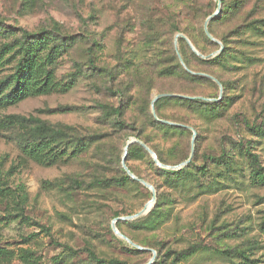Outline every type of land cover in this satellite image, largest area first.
I'll list each match as a JSON object with an SVG mask.
<instances>
[{"label":"rangeland","instance_id":"obj_1","mask_svg":"<svg viewBox=\"0 0 264 264\" xmlns=\"http://www.w3.org/2000/svg\"><path fill=\"white\" fill-rule=\"evenodd\" d=\"M218 2L0 0V81L15 71L28 35L49 33L40 54H51L48 68L68 86L0 105L7 264H146L151 249L154 264H264V0H224L210 22L215 42L204 24ZM12 84H0V99ZM161 93L194 97L155 102L160 118L181 125L155 117ZM64 106L71 109L52 111ZM41 140L65 154L51 165L25 156L23 144ZM79 140L86 145L74 152ZM132 140L167 165L192 155L173 176L163 169H179L158 166L139 142L129 148L127 165L155 186L158 204L119 225L148 250L112 228L153 196L135 179L117 181Z\"/></svg>","mask_w":264,"mask_h":264},{"label":"trees","instance_id":"obj_2","mask_svg":"<svg viewBox=\"0 0 264 264\" xmlns=\"http://www.w3.org/2000/svg\"><path fill=\"white\" fill-rule=\"evenodd\" d=\"M222 2L224 3V0H221V4H222ZM217 8H218V6H217ZM222 11H224V10L221 9L220 12L216 16L211 18V20L209 21L208 27H209V30L211 33H212V31L210 28V22L213 19H215ZM204 32H205V30H204ZM47 35H49V33H46L45 35H42V36L37 35L33 39H31L30 35H28L27 39L21 44L22 56L16 65L15 71L9 76L8 80H6L5 82L0 81L1 86L7 85L8 83H10V81H13L12 87H11L10 91L8 92V94H7L8 96L6 97V99H4V98L0 99V105H3L4 103L20 101V100L25 99L27 97L39 96L42 94H50L53 92H60V91L67 90L68 86L66 84H62V83L58 82L55 78L54 71L52 69L48 68V61L51 57V54H49L46 58H44L40 54V50L47 47L48 38H49V37H46ZM212 35H213V33H212ZM183 39H185V38H183ZM220 55H221V52H220V54L216 55L215 57H219ZM186 66H187V64H186ZM188 71L191 72L192 70L190 71V68H189ZM207 76L212 78L211 75H207ZM213 77H215V76H213ZM219 81L221 82V80H219ZM221 84H222V82H221ZM162 98H176V99H182V100L189 101V99H193L194 97L188 98V97H182V96H165ZM200 99L209 101L208 98L200 97ZM213 101H217V100H213ZM154 106H155V103H154ZM58 109L65 111V110H69L71 108L64 106V107L57 108L56 110H52V111H57ZM157 117H158L157 119L160 122V124H162L161 122H163V121H161L160 119H163V118L162 117L160 118V116H158V114H157ZM7 118H14V116H8ZM22 120H27V118H22ZM165 125L170 126V125H168V123H166ZM43 129H45V127ZM39 130L42 131V128ZM48 130H49V128H48ZM47 142H48V140H41L39 142L27 143L25 145L23 144V146H22L23 153L25 154V156H27L30 159L35 160L38 163L46 164V165L54 164L62 158V156L65 154V152L64 151H55L54 148L47 149L46 144H45ZM133 143H135V141L129 145V148ZM138 144H140V143H138ZM84 145H86L85 140H79L77 142V144H75V146H74V152L77 150L83 149ZM148 146L150 147V145H148ZM141 147L145 150V152H148L142 145H141ZM129 148H128L127 157L131 151V149H129ZM150 148H152V147H150ZM194 149H195V141H194ZM157 155H158L159 160L164 163V160L162 159V157L158 153H157ZM212 158H218V157L214 156ZM24 159L25 158L22 157V160H24ZM126 161H127V158H126ZM201 169L206 170V166L205 165L201 166ZM163 170L165 172H168L170 175L179 176L185 172L186 168L179 169V170H167V169H163ZM130 179L134 180L128 175V173L126 171H124V174L119 179H117V181L119 184H124L127 181H129ZM157 204H158V199H156L155 205L150 206V209L145 214L153 213ZM144 215H142L141 217H143ZM141 217H139V218H141ZM139 218H136L133 220H137ZM119 221L120 220H118L116 222V226L123 234H125L120 229ZM125 235H127V234H125ZM128 237L131 238L130 236H128ZM91 254L93 255V257H95L98 260V262H104L105 261L102 258H98L94 252H91ZM11 256H12V254H11L10 250H8L7 248L0 245V264H7L9 262ZM118 261L119 260L112 259V260H109V263H114V262H118Z\"/></svg>","mask_w":264,"mask_h":264},{"label":"water","instance_id":"obj_3","mask_svg":"<svg viewBox=\"0 0 264 264\" xmlns=\"http://www.w3.org/2000/svg\"><path fill=\"white\" fill-rule=\"evenodd\" d=\"M219 1V6H218V9L215 13H213L211 16H209L207 18V20L205 21V24H204V30H205V33L206 35L212 39L213 41L215 42H219V40L217 38H215L212 33L210 32L209 30V27H208V24H209V21L211 20V18H213L214 16H216L220 10H221V0H218ZM179 36H182L183 38L186 39V41L188 42V44L191 46V48L193 49V51L198 54L199 56L205 58L207 56H205L204 54H202L200 51H198L195 46L192 44V42L190 41V39L184 35V34H179ZM223 49V47H221L220 51ZM179 55V58L181 60V62L183 63V65L189 70V68L186 66V64L184 63L181 55L178 53ZM191 71V70H190ZM193 72V71H191ZM220 86H222L221 82L211 76ZM165 96H182V97H191V96H186V95H182V94H174V93H161V94H157L154 96L153 100H152V106H153V110H154V115L156 118L157 117V114L155 112V108H154V103L161 97H165ZM161 121L163 122H166V123H169V124H173V125H181V124H178V123H175V122H171V121H168V120H164V119H160ZM188 127V126H186ZM134 141H138L153 157V160L155 161V163L160 166V167H167V168H170V169H182L184 167H186L187 165L190 164L191 160H192V155L194 153V139L192 140V155L187 159L185 160L184 162H182L181 164L179 165H167V164H164L163 162H161L158 158V155L157 153L152 149L150 148L145 142L141 141V140H132L130 141L126 146H125V150H124V156H123V161H122V164H123V167L124 169L126 170V172L128 173V175L130 177H132L133 179L141 182L142 184H144L146 187L150 188L152 193H153V196L151 198V200H149L142 208L141 210H139L138 212H136L135 214H131V215H126V216H120V217H117L115 218L113 221H112V228L114 230V232L116 234H118L119 236H121L122 238H124L125 240H127L131 245H133L134 247L138 248V249H141V250H148V248H145L141 245H139L138 243L134 242L131 238H129L127 235L123 234L116 226V222L118 220H133V219H136V218H139L141 217L142 215H144L149 209H150V206H152L155 202H156V199H157V190L155 188V186L148 182L147 180L145 179H142L140 177H138L130 168L129 166L127 165L126 163V158H127V154H128V148H129V145L134 142ZM152 252H153V256L152 258L149 260V262H147L146 264H153L154 261H155V258H156V255H157V252L154 250V249H151Z\"/></svg>","mask_w":264,"mask_h":264}]
</instances>
